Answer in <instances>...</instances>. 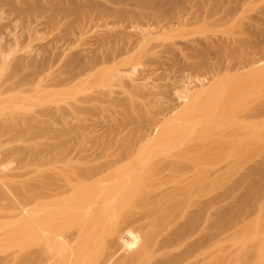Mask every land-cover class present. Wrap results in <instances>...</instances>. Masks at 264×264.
<instances>
[{"label":"rangeland","instance_id":"374dc122","mask_svg":"<svg viewBox=\"0 0 264 264\" xmlns=\"http://www.w3.org/2000/svg\"><path fill=\"white\" fill-rule=\"evenodd\" d=\"M255 60L264 63V0H0V184L7 188L5 195L13 203L21 201L27 180L39 177L33 167L50 151L80 145L98 153L150 148L173 124L175 132L166 143L193 153L184 157L186 165L182 160L184 167H193L174 173L182 175L178 182L189 184V196L180 187V194L173 192L175 201L186 194L180 211H187L191 221L193 192L205 197L201 257L207 259L202 262L264 264V131L253 124L264 108V80L248 75ZM237 116L249 123L242 126L244 140L223 149L218 144L229 127H237ZM191 120L193 129L186 132ZM143 157L126 161L125 167ZM190 174L196 177L191 180ZM193 184L198 190L192 191ZM9 200L0 195V207ZM7 204L0 208L3 214L12 209ZM193 233L186 241L195 240ZM8 238L0 239L1 258L17 251L22 259L26 241Z\"/></svg>","mask_w":264,"mask_h":264},{"label":"bare ground","instance_id":"6f19581e","mask_svg":"<svg viewBox=\"0 0 264 264\" xmlns=\"http://www.w3.org/2000/svg\"><path fill=\"white\" fill-rule=\"evenodd\" d=\"M259 60L261 61V59H259ZM259 60L253 61L252 65L249 67L250 73H248V75H249V77L252 75L253 78L254 79L256 78L257 80H264V63L262 61V65H261ZM241 67H242V65H241ZM244 69H245V67H244ZM243 74H245V73H243ZM245 76H246V74H245ZM261 110H262V113L260 112L261 114L257 116V118L259 120H257L255 118L257 121L255 120L253 124H254V126H257L255 128L264 131V108H262ZM58 113H60V111ZM57 116H59V115H57ZM50 117H51V115H50ZM108 118H109V116H108ZM236 119L237 120H235V121L237 123L235 122L236 123L235 125H237V127L232 126L234 124L231 122L232 125L231 124L230 125L232 127H229L230 130L225 133L226 135H223L224 136L223 141L221 140L220 144H218V145L223 146V149H224V146L226 147V145L227 146L228 145L234 146L239 141L243 142V140H244L243 130H245L246 125H248L249 123L245 124V123L241 122V120H243V119H238V116ZM105 121H107V119ZM192 121L193 120H191V123L186 125V128H187L186 132L193 129L194 122H192ZM197 121H196V124H197ZM11 122H12V120H11ZM108 122H110V121H108ZM233 122H234V120H233ZM60 123H64V122H60ZM94 123H96V122H94ZM54 124H56V123H54ZM169 124H171V123H169ZM200 124H202V123L200 122L199 125ZM9 125H10V123H9ZM65 125H67V122ZM19 126H20V124H19ZM182 126H183V124H182ZM242 126H244L245 128L242 129ZM22 127H23V125H22ZM22 127H16V128L21 129ZM36 127H37V125H36ZM62 127L63 126H61V128ZM77 127H79V126H77ZM10 128H12V127H10ZM43 128H46V127H43ZM54 128H56V126ZM76 128H75V130H76ZM85 128H87V127H85ZM184 128H185V126H184ZM184 128H182V129H184ZM175 129H176V126L173 124L166 126L164 132H162L163 134L160 135L158 140L153 141L154 145L152 143V145H153V146L151 145L152 147L150 145L149 146L147 145V144H150L151 142H149V141H148L149 143L145 142V143H147L146 146H148L150 148H147V147L141 148L139 146L140 148H138L136 150H132V149L129 150V147H128V149L127 148L126 149L120 148L121 150H116V151L114 150L115 152L113 151V148H110V150L112 149V151H113L111 153H109V152L98 153L94 150H92V151H94V152H92V151H90V148L93 149L94 147L93 148L92 147L84 148L85 146H83L84 149H81V145L79 147L75 146V148H73V149L70 146H67V147L64 146L67 149L62 150L61 148L60 149L58 148L59 150L55 149L56 152H54L55 150H53L51 152L50 151L51 149L48 148V144H47L46 147H47V149H49L51 154L48 153L49 156L46 159H44L46 157L45 156L42 160L43 162L40 161L41 164L39 163L40 164L39 167H38V165H36L38 168H35L32 165H30L31 167L34 168V170L38 169V172L37 171H35V172H37L39 177L36 180H34L35 178L32 176L33 174L30 175V176H32V179L34 180V182H33V180H31L30 182H28V180H27L25 195L22 193L23 192L22 191L21 193L23 194V196H22L23 199H21V197H19V199L21 201L17 202L18 199L16 200L15 198L13 200H16V203H13V201H10L9 200L10 198L8 199L6 196L8 194V192L6 191L7 188L3 187L2 186L3 184H0L1 199L3 200L6 198L7 200H9L10 202L7 201V202H9V204H7V202H6L5 206L7 204L8 205L7 208L8 207L12 208L8 214H6V211L4 214L2 212H0V239L2 240L5 237L8 238V236H10V237L13 236L14 238L12 237L11 240H9V238L7 239V240H9L8 242H10V241H12V239L14 240L15 238H24L23 241H26L25 243L27 244V246L25 244L24 245L28 248L26 250V252H24V250H23V253L21 252L22 253V256H21L22 259L17 257L18 256L16 253L17 251L15 253L11 252L12 254H10V251H9L10 255L7 254V256L3 252L4 254H2V255H5L6 257L2 256L3 258H1V255H0V264H191V262H195L193 264H198L200 262V260L202 258H204V256H205L202 253V247L204 246L202 244V236L204 235V234L202 235V233H203L202 230H204V229H202V227H201L202 226L201 221H203L202 217L205 214V212H204V214L202 215L203 211H205V209H203V207H202V203H204L203 199L205 197L203 199H200V197H199L200 195L197 194V192H193V194L196 193L195 198H197V199L196 200L194 199V201L192 200V202H191V204L194 203L193 206L195 207V209H193L194 214L192 212L193 217L191 218V221H189L188 220V218H190L189 215H188V217H186L187 211L183 212V210L185 208L184 205H186L185 201L187 200V199H184L185 198L184 195L186 196V194H182L183 199L177 194L176 197L179 196V198L181 200V201L179 200V202H177L178 198L177 199L175 198V195H174L175 193H173V192H175V190L177 191L178 188L181 187V189H183L182 193H184V192L187 193V190H188L187 186H189V184L186 183L188 185L185 186V184L183 185L184 182L181 183L180 181L178 182L177 180H179V176L182 174L181 172L184 171V168H187V166L190 164V163H187V166L184 167V164L186 165V162H188V161H185V158H187V156H189V158H190V155H192L193 154L192 152H194V151H192L191 152L192 154H190V153H188L189 150L188 151L186 150L187 154H189V155H186L185 147L183 149H181V146H180V149H178L176 145H169V144H171V142L169 144L166 143L165 140H167L168 138L171 137L172 134H174ZM226 129H228V128H226ZM18 130H17V132H18ZM69 130L67 129L66 131H69ZM73 130H74V127H73ZM0 131H1V129H0ZM5 131H6V128H5ZM9 132H10V130H9ZM63 132H65V131H63ZM84 132L82 131V133H84ZM13 133L15 134V132H13ZM87 135L88 134H86L85 137H88ZM59 137H60V135H59ZM163 141H165L166 144H163ZM168 141H169V139H168ZM142 144H144V143H142ZM140 145H141V143H140ZM50 146L51 145L49 142V147ZM142 146H145V145H142ZM76 147H78L79 149L77 148L78 149L77 150ZM34 148H32V149H34ZM52 148H53V144H52ZM192 148L194 149V147H192ZM219 148L220 147H218V149ZM32 149H31V151H32ZM70 149H72V150L75 149V150L72 153V151H70ZM99 149H102V148H99ZM108 149H106V150H108ZM144 149L149 150V152L148 151L147 152L150 153L151 155H148L147 157H145L147 155L146 154L147 152L145 153ZM211 149H212V147H211ZM215 149H216V147L214 148V150ZM37 150H38V148H37ZM66 150H67V152H66ZM1 151H2V149H1ZM12 151L13 150H11V152ZM23 151L25 153L27 150L25 151V149H24ZM68 151H70L71 154ZM209 151L212 152L211 150H209ZM64 152H66L68 154H66ZM95 152L98 154H96ZM142 152L144 153V157L142 156L143 159H141V162H138L139 164L137 163V165L130 166L131 168L125 167L128 164V163H126V161L129 162V160L132 159L133 155H135L136 159H137V157H139L138 159L142 158L141 157V155H143ZM43 153H44V151H43ZM139 153H142V154L139 155ZM29 154H28V156H29ZM33 154H35V153H33ZM38 154H40V150H39ZM199 154H201V152ZM23 155H25V154H23ZM40 155H42V154H40ZM137 155H139V156H137ZM31 156L32 155L30 154L29 157H31ZM33 157H34V155H33ZM195 157H197V160H198L199 157L198 156H195ZM189 158H187V159H189ZM191 158H192V156H191ZM41 159H42V156H41ZM136 159H134V157H133L132 160L135 162ZM183 159L185 161V162L183 161L184 164L182 163ZM38 160H36V161H38ZM132 160L130 161V163H132ZM190 160H192V159H190ZM200 160H202V159H200ZM31 161H29V162L31 163ZM134 162H133V164L136 163V162L135 163ZM125 163H126V165H125ZM36 164H38V162ZM199 164H201L200 166L203 167L202 162ZM207 165H208V163H207ZM207 165H205V167H207ZM30 166L28 168H30ZM192 167H193V165H192ZM196 167L197 166H195V168ZM33 168H30L28 170H30V172H31L33 170ZM182 169H183V171H182ZM196 169H198V167ZM196 169L194 170V172H196ZM200 170L199 171L197 170L198 173L200 172ZM188 171H190V173H191V171H193V170H191L189 168ZM188 171H187V174H189ZM12 172H13V170L10 173H12ZM35 172H34V174H35ZM179 172L181 174H179V175L175 174L177 176V178L174 177V173H179ZM214 172H216V171H214ZM214 172H213V174H214ZM19 173H21V172H19ZM24 173H25V171H24ZM172 173H173V179H172V175H171ZM219 173H217V174H219ZM37 174L35 175V177L37 176ZM194 174L197 176V172ZM6 175H8V174H6ZM10 175L12 176V174H10ZM15 175H16V172H15ZM21 175H23V174H21ZM183 175H185V178H187L186 173ZM193 175L190 174L189 177L190 176L193 177ZM195 175H194V177H196ZM202 175H204V174H202ZM27 176H24V177H27ZM192 177H190L191 180L194 179ZM204 177H205V175H204ZM210 177H212V176H210ZM5 178H7V177H5ZM27 178H29V177H27ZM175 178H176V181L178 183L174 180ZM198 178H200V177L198 176ZM201 179L202 178H200V180ZM173 180H174V185L176 183L175 186L172 185L173 188L175 187L174 189L171 186V183H173L172 182ZM187 180H189V179H187ZM193 181H192V183H193ZM12 182H10V183H12ZM169 182H171L170 185H168ZM195 182H197V181H195ZM206 183H208V182H206ZM195 184H193V185H195ZM198 185H200V183ZM198 185L194 186L195 187L194 190L192 188L193 186L192 187L190 186L192 188V191H195L198 188V187L196 188V186H198ZM5 186H6V184H5ZM9 187H10V185H9ZM12 189H13V187H12ZM12 189H11V191H12ZM200 189H201L200 190L201 197H203L205 195V194L202 195L204 193V191H202V188H200ZM18 190L20 192V189H18ZM6 192H7V194H6ZM180 192L181 191H179V194H180ZM209 192H210V190H209ZM189 193L190 192L187 193L188 196H189ZM16 194H18V193H16ZM16 194H13V195H16ZM13 195L11 197H13ZM194 196H195V194H194ZM194 196H193V198H194ZM17 197H18V195H17ZM210 198H212V197H210ZM191 199H192V197H191ZM191 199H190V201H191ZM172 200H174V202L177 203V204L175 203L176 206L172 202ZM175 200H177V201H175ZM200 200H201V202H200ZM181 202H184L183 203L184 205ZM188 203H187V205H188ZM180 204H182L184 208ZM1 205H3V204H1ZM3 206H1V207L3 208ZM177 207H178V209H177L178 212L176 213ZM180 207L183 210L180 211ZM190 207H191V205H190ZM5 208H3V209L5 210ZM171 208L175 209V210H173L175 212H173V211L171 212V210H172ZM167 210H170V212L165 213ZM187 210H188V208H187ZM207 210H209V209L206 208V211ZM160 211L164 212V213L159 214ZM217 211H215V212L217 213ZM218 214H219V212H218ZM190 216H191V214H190ZM209 216H211V215H208V217ZM205 220H207V219H205ZM212 222H215V221L212 220ZM204 223H206V222H204ZM211 225H212V223H211ZM192 226H193V229L191 228ZM213 226H214V224H213ZM203 227H204V225H203ZM189 229L191 231H189ZM193 231H194L193 235L195 234L196 237H195V235L194 236L192 235L194 237V238H192V240H194V239L195 240L194 241L190 240L191 243L189 245L188 242H190V241H186V239L189 238L190 232H193ZM214 234H216V233H214ZM207 237H209V236H207ZM210 237H209V239L214 238V237H211V238ZM216 239L217 238L212 239L213 244H214L213 241H215ZM7 240H4V241H7ZM206 240L207 239H205V241ZM2 241H0V242L3 243ZM16 241H17V239L14 241V243ZM185 241L187 242V244L185 243ZM208 242H209V240H208ZM12 243H13V241H12ZM212 243L210 240L209 244L211 245ZM209 244L207 246H209ZM12 250H14V249H12ZM209 252H211V251H209ZM208 254H210V253H208ZM201 255H204V256L201 257ZM211 255H208V256L211 257ZM205 258H204V260H205ZM214 258H216V257H214ZM18 259H19V261H18ZM16 260H17V262H15ZM211 260H212V258H211ZM202 261H203V259L201 260V262ZM203 263L204 262H202L201 264H203Z\"/></svg>","mask_w":264,"mask_h":264}]
</instances>
